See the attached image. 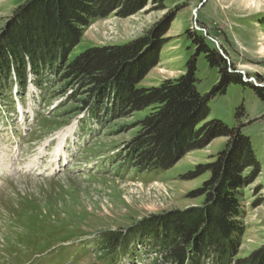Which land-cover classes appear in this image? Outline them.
<instances>
[{
	"label": "rangeland",
	"instance_id": "374dc122",
	"mask_svg": "<svg viewBox=\"0 0 264 264\" xmlns=\"http://www.w3.org/2000/svg\"><path fill=\"white\" fill-rule=\"evenodd\" d=\"M30 1L0 0V47L10 26L24 17L19 8ZM90 1L95 7L106 0ZM107 1L113 2L112 8L82 26L80 42L69 58L87 48L147 38L141 53L157 62L139 87H158L177 79L195 60L197 89L206 95L218 85L219 70L197 52L186 33L191 29L213 43L229 72L242 81L210 98L208 120L240 127L251 141L258 166L241 172L248 179L238 188L237 220L243 234L230 260L254 264L253 257H258L264 264V102L252 87L264 86V0H134L132 6L125 0ZM164 30L165 45H157L154 39ZM5 50L12 57L11 49ZM11 57L9 78L0 76V264H99L102 235L110 231L127 235L144 221L189 215L205 206V197L194 194L209 173L193 179L188 175L216 161L228 137L186 153L166 170L138 169L129 153L140 132L138 121L149 110L129 117L110 115L108 109L116 99L111 89L95 114L80 102L88 87L76 95L74 78L61 70L51 72L50 67L34 76L27 57V84L21 91ZM5 69L6 64L0 65V74ZM104 105L107 112L101 109ZM61 141L67 164L63 155H54ZM150 246L139 239L134 253L118 252L113 260L156 263L160 253Z\"/></svg>",
	"mask_w": 264,
	"mask_h": 264
},
{
	"label": "trees",
	"instance_id": "16d2710c",
	"mask_svg": "<svg viewBox=\"0 0 264 264\" xmlns=\"http://www.w3.org/2000/svg\"><path fill=\"white\" fill-rule=\"evenodd\" d=\"M88 1L32 0L22 5L19 11L22 10L24 17L10 26L5 45L0 47V65L6 64L1 78L10 76L11 56L5 54L9 47L21 91L27 84V57L34 76L38 77L45 67H50L51 72L61 70L64 76L74 78L79 88L76 95L81 94L80 89L88 87L87 97L80 101L83 108L87 106L97 111L104 95L112 89L116 99L115 105L108 109L110 115L114 112L118 118L129 117L149 110L138 121L140 132L132 141L129 153L134 156V167L138 169L166 170L186 153L206 147L215 138L230 139L216 161L200 165L188 175L193 179L209 173L210 178L194 194L205 197L204 207L189 215L173 214L162 221H144L127 235L117 231L102 235L103 245L97 254L99 264H116L113 258L120 256L118 252L134 253L139 239L160 253L152 264H231V256L236 255L243 234L237 220L240 215L238 188H243L248 179H243L241 172L258 166V162L249 137L240 127H230L218 119L208 120L209 100L217 93H225L230 83L242 81L229 72V65L213 43L201 31L191 29L186 33L197 46V52L204 53L211 66L219 70L218 85L206 95L197 89L195 60L188 63L186 74L177 79L166 80L158 87H139L157 62L147 52L141 53L147 38L122 46L87 48L69 58L80 42L82 26L92 17L106 15L113 4L106 0L94 7V3L87 4ZM135 1L125 0L124 3L132 6ZM164 32L155 37L157 45H165ZM252 87L264 102V86ZM99 93L103 95H97ZM101 109L107 112V105ZM253 258L254 264L262 260Z\"/></svg>",
	"mask_w": 264,
	"mask_h": 264
},
{
	"label": "bare ground",
	"instance_id": "6f19581e",
	"mask_svg": "<svg viewBox=\"0 0 264 264\" xmlns=\"http://www.w3.org/2000/svg\"><path fill=\"white\" fill-rule=\"evenodd\" d=\"M63 144H62V141L59 143V146L54 150V154L56 155V156H58L59 154H61V153H64L63 152V149H64V146H62ZM57 158V157H56ZM55 159V158H54ZM29 164V163H28ZM36 164V163H35ZM29 166H31V165H29ZM28 167V166H27Z\"/></svg>",
	"mask_w": 264,
	"mask_h": 264
}]
</instances>
